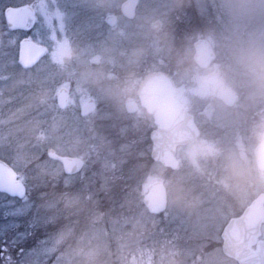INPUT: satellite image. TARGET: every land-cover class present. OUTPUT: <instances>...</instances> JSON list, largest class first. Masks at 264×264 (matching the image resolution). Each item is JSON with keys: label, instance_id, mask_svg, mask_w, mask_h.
I'll return each instance as SVG.
<instances>
[{"label": "rangeland", "instance_id": "374dc122", "mask_svg": "<svg viewBox=\"0 0 264 264\" xmlns=\"http://www.w3.org/2000/svg\"><path fill=\"white\" fill-rule=\"evenodd\" d=\"M28 1L6 3L18 6ZM36 1L38 13L30 17L24 32L49 44V52L22 79L13 77L17 71L11 61L15 48L9 53L2 49L0 54V66L7 75L6 79L0 77V155L12 164L29 191L22 199L0 193V262L7 264L4 261L11 255L9 250H17L20 264H37L53 254L58 243L52 237L37 236L35 248L18 249L16 244L23 241L20 238L34 236L27 234V223L45 217L40 207L50 206L51 201L52 209L61 203L77 205L82 191L88 190L90 196L98 189L108 196L103 195V201L94 198L93 204L112 205L110 208L92 210L82 229L72 218L64 229L55 230L71 238L81 229L77 242L87 247L89 256L115 254L117 264H236L221 249L196 253L195 243L205 235L213 237L215 232L219 236L230 215L264 192V171L256 166L254 155L256 144L264 137V46L250 44L247 32L242 37V14L228 11L224 3L228 0H191L201 19L192 30L190 44L182 46L177 40L167 41L157 35L153 38L151 30L147 45H126L124 42L134 39L136 33L116 27L107 33L104 43L86 41L73 46L54 35L50 40V24L63 15L52 1ZM120 1L116 0L117 6ZM151 8L156 7L147 6L148 21L154 19ZM52 28L57 34V28ZM15 37L18 39L19 34ZM201 37L216 53L210 67L186 65L173 82L177 96L188 105L203 134L187 149L179 150V165L171 170L144 157L145 135L153 125L151 114L143 108L129 113L124 104L149 70L165 67L177 71L178 65L191 59L195 42ZM210 71L220 75L218 84L207 81ZM64 79L68 82L59 85ZM61 86L71 94L64 110L53 100ZM225 86L238 95L234 107L226 106L219 97ZM90 99H97L98 106L89 114H81ZM49 146L61 153L81 155L85 165L78 174L84 179L78 174L66 175L60 164L49 160ZM91 167L96 168L100 186L86 176ZM48 172L50 177H59L70 191L78 184L80 189L75 188L80 193L75 190L67 197L54 198L55 191L48 190L51 200H46L40 185L50 181ZM157 179L167 187L168 204L166 211L156 216L147 212L143 195ZM115 181L117 187L109 191ZM54 218L52 212L49 221ZM8 241L14 247H7ZM61 257L59 264L73 262L71 256Z\"/></svg>", "mask_w": 264, "mask_h": 264}, {"label": "flooded vegetation", "instance_id": "af4514ba", "mask_svg": "<svg viewBox=\"0 0 264 264\" xmlns=\"http://www.w3.org/2000/svg\"><path fill=\"white\" fill-rule=\"evenodd\" d=\"M7 0H0V54L3 53L2 49L6 50L7 53H9L11 50L10 48H15L14 52H12V60L15 63V67L12 69L17 70L14 73L13 77H17L18 79H22L23 76L27 74L28 71H30L32 68H34L38 62L49 52V44L47 43H42L39 42L36 38H33L32 35L25 33L24 31L26 30L29 19L31 16H34L35 14L38 13V3L36 0H29L28 2H25L23 4H20L16 6L15 4L11 3H6ZM52 1L51 5L54 6L57 10H60V13H62L63 17L59 21H54L53 24H50L51 29L49 30L48 36L50 37V40H53V36H57L61 41L67 40L69 44L75 46V44H84L86 41L88 43H95L99 44V42H106V35L111 31V29H114L116 27H119L121 30L126 29L127 32L131 33H136L134 35V39L129 40V41H123L124 44H136L140 46L147 45L149 43L148 39V32L152 30L153 34L152 37H161L167 41L171 40H177L179 43L183 44L184 43H192V40H190L192 30L195 27V24L197 23L198 19H201L199 14L197 13L196 9L193 7V3L191 0H137L135 7H134V14L132 16L127 15L124 12L123 6L126 1L128 0H121L120 5L117 6L116 0H50ZM194 2V0H193ZM225 7L228 11L235 13L237 15L242 14L243 16V24H244V29L242 37H244L245 32L250 34V37L248 38V42L252 44L254 47L258 46H264V39L261 38L260 36V28L261 24L264 23V0H228L224 1ZM150 5L152 7L156 8H151V13L154 16L153 20L148 21L146 18L148 10L146 9L147 6ZM23 7H30V10L28 14L24 18V24H18L17 26H11L9 24V18L7 16V13L10 10L17 11L20 8ZM193 7V8H192ZM55 24V25H54ZM153 25V28L151 27ZM158 25V26H157ZM264 26V24H263ZM57 28V34L52 33L53 28ZM63 29V31H62ZM19 34L18 39H16L15 35ZM176 34L179 35V37H176ZM10 38L7 42L5 41L6 39ZM200 39H206L205 37L199 38L195 42V51H196V43ZM207 40V39H206ZM25 41H31L35 44L42 45L46 48V52L42 54L33 64L31 65H24L21 62V57H22V52H23V45L25 44ZM208 41V40H207ZM209 42V41H208ZM213 52L214 56L212 59L215 57V50L214 47L211 45L209 42ZM185 46V45H184ZM2 51V52H1ZM194 51V53H195ZM194 53L191 54V59L187 58V61L185 64L178 65L177 71L176 68L174 70H169L165 67L162 68H156V69H151L150 71H164L168 73V75L173 79L174 76L177 73H182L185 70L184 66H190L192 63L196 64L198 67L201 69H207L210 67L211 60L209 61L208 66L202 67L198 64L194 57ZM0 66V77L2 76L3 79L7 78V75L4 74L3 69ZM60 72V71H59ZM211 73H216V71H210L209 74ZM208 74V75H209ZM218 76H220L218 74ZM9 78V77H8ZM63 81V82H61ZM174 81V80H173ZM59 85H61L64 82H68V79L60 80ZM219 83V81H218ZM217 83V84H218ZM140 84V83H139ZM139 84L137 89L133 92V96L130 101H127L124 106L127 109V103L128 102H136L137 103V110L134 112H138L141 108L144 109L145 112L151 114V119H152V126L148 129L146 135H145V143L143 146V151H144V157L146 161H153L156 163H159L162 165V167H166L161 161L156 160L152 156L153 152V139H152V133L154 131L159 132V134L162 136V131L159 129L158 124L155 122V113L150 112L145 105L142 104L141 96L139 94ZM216 85V84H213ZM65 88L68 92V99L66 106L64 108L60 107L58 103V94L61 92V89ZM237 94V93H236ZM70 91L67 89L65 86H61L56 93L55 97H53V100L57 102V105L60 107V109H66L68 106V101L70 99ZM238 99V95H237ZM96 106H98V101L97 99H94ZM223 102V101H222ZM224 103V102H223ZM228 107H234V105H227ZM82 111V108L80 112ZM128 111V109H127ZM129 112V111H128ZM134 112H129V113H134ZM190 112V109H189ZM82 114V112H81ZM193 116V115H192ZM194 117V116H193ZM195 120V117H194ZM196 122V120H195ZM197 123V122H196ZM199 129H200V135L195 138H191L187 143L185 144H180L177 146L176 151H175V158L179 154L180 149L185 150L189 146H191L195 141L198 140L199 137L202 136L203 130L202 127L199 123H197ZM54 149L58 155L60 156H69V157H74L78 158L80 160V168L76 170L73 173H66L65 172V167L61 159L59 158H54L51 157L47 154L48 149ZM255 150V148H254ZM255 155V154H254ZM1 156V155H0ZM46 156L49 160H52L62 166L63 173L66 175H76L82 171L84 165H85V159L81 155H73L71 153L65 152L61 153L59 152L56 148L49 146L46 149ZM2 160L7 162L9 165L12 166V164L3 156L0 157ZM177 159V158H176ZM159 161V162H157ZM178 161V159H177ZM256 162V158H255ZM179 165V161H178ZM257 166V163H256ZM168 167V166H167ZM258 167V166H257ZM14 171L16 172V179H20L25 187V195H27L28 188L26 187L25 182L19 177V174L15 170V168L12 166ZM169 169V167H168ZM171 169V168H170ZM177 169V168H174ZM171 169V170H174ZM147 170V169H145ZM48 175L51 176L52 174L48 172ZM79 178L82 180L84 179L83 174H78ZM156 182H162L164 185V181L162 179H157L153 181L150 185H148L147 192L143 195V205L145 206L147 212L153 215H160L161 213H164L167 208L168 204V192H167V187H166V207L164 210L160 212H151L146 204L144 203V197L150 192V187L156 183ZM49 188L51 187V184L48 186ZM29 192V191H28ZM0 193H4L10 197H15V198H24L20 197L16 194H11L8 192H4L0 190ZM247 207L244 206L243 209H241L239 212L230 215L226 221L223 223L221 226L220 232L218 233L219 236H216V232L214 236H209L205 235V237L201 240L200 243H195L196 247V253L200 254H208L212 250H217L221 249L222 254H224L226 257L229 259H232L236 264H239L238 260L232 256H228L224 253L223 250V244H224V236L223 232L226 228V226L229 224V222L238 216H240L245 208ZM37 236L41 238L47 236V234H38ZM46 239V238H45ZM196 242H199L198 240ZM258 240L252 239L250 246L255 248L257 245ZM36 244V243H35Z\"/></svg>", "mask_w": 264, "mask_h": 264}, {"label": "water", "instance_id": "95a60500", "mask_svg": "<svg viewBox=\"0 0 264 264\" xmlns=\"http://www.w3.org/2000/svg\"><path fill=\"white\" fill-rule=\"evenodd\" d=\"M137 0L125 2L124 12L132 16ZM30 7L20 8L17 11L10 10L7 13L9 24L17 26L24 24V18ZM158 26V25H157ZM46 52L44 46L25 41L21 62L24 65L33 64L42 54ZM214 52L206 39H200L196 43L194 57L202 67L208 66L213 58ZM207 81L217 84L219 76L211 73ZM139 94L142 104L150 112L155 113V122L162 131L152 133L154 159L161 161L164 165L177 168L178 161L175 151L178 145L187 143L191 138L200 135V129L193 116L189 113L188 105L176 95V87L172 78L164 71H152L147 73L139 84ZM220 99L227 105L237 102V94L230 86H225L219 93ZM68 92L65 88L58 94L60 107L66 106ZM138 108L136 102H128L127 109L134 112ZM96 109L94 99H90L82 106V114H89ZM255 155L258 167L264 171V138L256 146ZM47 154L62 160L65 172L73 173L80 168V160L69 156H60L50 148ZM16 172L7 162L0 158V190L20 197L25 195V187L20 179H16ZM144 203L151 212H160L166 207V187L162 182H156L150 187V192L144 197ZM264 223V192L256 196L246 207L243 213L233 218L226 226L223 236V250L227 255L236 258L239 264H264V239L260 240L256 249L250 244L253 238H258Z\"/></svg>", "mask_w": 264, "mask_h": 264}, {"label": "trees", "instance_id": "16d2710c", "mask_svg": "<svg viewBox=\"0 0 264 264\" xmlns=\"http://www.w3.org/2000/svg\"><path fill=\"white\" fill-rule=\"evenodd\" d=\"M95 143V142H94ZM1 157V156H0ZM87 159V158H86ZM94 167V166H92ZM89 168L88 171L86 172L87 175L86 176H90V182H92V184L98 185L100 186V183L97 178L99 177V175L96 173V171L94 169L96 168ZM48 176V175H47ZM50 177V176H49ZM88 180V177L86 178ZM49 183H51V187L49 188L48 186L50 185ZM42 185H40V189L44 190L45 192V196H46V200H51V195L49 193L48 190H50V192L55 191L54 193V198H57V196H68V193H72L75 192V190L80 189L79 185L77 184V186L72 187L71 191L70 188H68L67 186L63 185L62 180H60L59 177H55L52 176L50 177V181H43L41 183ZM116 184L115 186H112ZM48 185V186H47ZM111 186L108 188H111L109 191H114L113 189H115L117 187V183L116 181L114 183L110 184ZM77 189H76V188ZM98 189L93 190L96 192L95 194H92L89 196V191L88 190H84V192L82 191L83 195L81 196L80 200H78L79 204L77 203V205H62L58 204L56 208L52 209L54 206H52V201L50 206L47 205L46 208H42L40 207V211L41 213H43V211L45 212V217H41L40 219L38 218H33L31 221H29V223H27V234L33 233L34 236H29V237H23L20 238L21 240H23L21 243L16 244L18 249H20L22 247V249H28V247H36L38 245V241L36 238L38 234H47L46 239L49 240L50 237L53 238V242L54 243H58L56 250L53 252V254L44 257V260H40L38 261L37 264H59V257L62 256V260L65 259L67 256H71L73 257V262H71V264H117L116 259L114 258L115 254H105V256H89L88 255V249L87 247L82 246L81 241L77 242V238H79V231L86 227L85 224H83V220L85 219H89L90 216L93 215V211L94 209H100V208H110L112 205L110 206H99V205H94L93 203V199H97L98 201H103L102 197L103 195H106V197L108 196V194H105V192H97ZM129 190V189H128ZM77 192L80 193L79 190H77ZM124 193H126V191H124ZM100 194V195H99ZM49 197V198H48ZM45 202V201H44ZM45 204V203H44ZM84 206V207H82ZM76 208V209H75ZM39 209V208H38ZM93 210V211H92ZM54 212L55 213V218L54 221L51 223V221H49V216L50 214ZM95 212V211H94ZM48 213V214H47ZM48 216V218H47ZM72 218H76L77 220V227H81V229L79 231H77V233L75 234V232H73L74 235H72L71 238H67L66 237V232H56L55 230H62L64 229V227H66L67 225H69L68 220L72 219ZM72 222H74V224L72 226L75 227V221L73 220ZM80 224V226L78 225ZM52 227V228H51ZM51 229L54 231H51ZM31 234V235H33ZM58 237H61L60 239H58ZM26 238V239H25ZM25 239V240H24ZM42 239V238H41ZM13 242H16L13 240ZM114 242V241H113ZM36 243V244H35ZM144 243V242H143ZM5 245L10 246V247H14V245L12 244V241H8L5 242ZM116 246V244L113 247H110V251ZM33 248V249H34ZM8 254H11L10 257H7L8 259H6L4 261V263L7 264H20L19 260H17L16 257H19V255L17 254V250H9ZM62 254V255H61ZM0 264H2L0 262Z\"/></svg>", "mask_w": 264, "mask_h": 264}]
</instances>
